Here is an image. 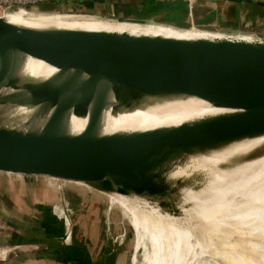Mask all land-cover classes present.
<instances>
[{
  "label": "water",
  "instance_id": "water-1",
  "mask_svg": "<svg viewBox=\"0 0 264 264\" xmlns=\"http://www.w3.org/2000/svg\"><path fill=\"white\" fill-rule=\"evenodd\" d=\"M216 32L224 36L31 27L0 16V173L57 186L87 184L174 208L186 182L171 185L166 174L185 155L264 135V37ZM29 57L55 70L26 77ZM178 96H196L218 113L102 132L105 109L117 114L143 106L145 98ZM17 106L30 109L25 118L11 115ZM72 116L86 120L78 132Z\"/></svg>",
  "mask_w": 264,
  "mask_h": 264
},
{
  "label": "bare ground",
  "instance_id": "bare-ground-1",
  "mask_svg": "<svg viewBox=\"0 0 264 264\" xmlns=\"http://www.w3.org/2000/svg\"><path fill=\"white\" fill-rule=\"evenodd\" d=\"M0 16L12 23L31 27L125 31L133 34H148L150 31H145L148 29L153 34L173 32L181 37L224 36L209 29H181L164 24L100 20L55 13L31 15L14 11ZM54 70V67L45 62L30 57L23 64V73L29 78H44ZM29 112L30 109L22 106L10 111L13 117L20 119L25 118ZM216 113L217 109L196 96L151 97L143 100V106L131 111L125 110L116 114L109 108L105 109L101 126L102 132L106 134L140 131L178 125ZM85 121V118L72 116V131H80ZM263 152L264 135H261L190 153L179 160L166 174V181L171 185L180 179L186 182L179 190L180 195L174 208H166L174 222L169 223L168 213L163 207L156 211L165 226L143 264L157 263L168 246L167 226L170 224L173 227L174 223L175 231L181 239V244L178 245L190 249L188 264H202L206 259H213L219 264H264V254L255 249L251 239V233L255 232L259 233V238L264 242V224L255 226L246 213L251 206L264 207ZM239 178L245 184L240 183ZM110 198L130 214V224L137 234L135 250H145L147 240L154 233L151 226L155 203L136 196L114 193ZM237 200L239 201L236 202ZM141 217L147 221L146 237L141 228ZM191 234L194 236L193 243ZM210 236L212 240L209 239ZM176 254L175 250L173 264H182ZM135 257L133 254L132 260Z\"/></svg>",
  "mask_w": 264,
  "mask_h": 264
},
{
  "label": "crops",
  "instance_id": "crops-1",
  "mask_svg": "<svg viewBox=\"0 0 264 264\" xmlns=\"http://www.w3.org/2000/svg\"><path fill=\"white\" fill-rule=\"evenodd\" d=\"M166 2L169 4L152 16L138 17L130 0H114L101 15L194 28L197 23H207L202 20L205 17L224 24L229 20L228 13L217 11V0H196L191 10L185 0ZM178 2L186 4L189 18L171 12ZM122 9L128 15L121 16ZM259 33L258 36L264 37V32ZM15 189L20 191L19 198ZM67 194V189L50 187L44 182L16 179L2 184L0 179V264H120L119 251L110 241L112 238L102 233V224L84 222L82 229L76 230L74 210L68 222L63 220L58 209L64 208L62 203Z\"/></svg>",
  "mask_w": 264,
  "mask_h": 264
},
{
  "label": "rangeland",
  "instance_id": "rangeland-1",
  "mask_svg": "<svg viewBox=\"0 0 264 264\" xmlns=\"http://www.w3.org/2000/svg\"><path fill=\"white\" fill-rule=\"evenodd\" d=\"M121 1V0H120ZM132 2V9L134 13H137L138 17L143 16H152L157 13L159 10L164 9L169 2L168 0H130ZM186 1V0H185ZM217 11L224 13L229 17L224 24L218 23V21L214 18L210 20L206 17L202 20L208 21L204 24H195L196 28L201 29H210L215 31H220L227 34L233 35H242V34H253L259 35L260 31L264 32V5H262L258 0H217ZM114 0H81L78 1L74 7L65 8L64 10H75V11H88L92 12L91 16H87L88 18H101V13L107 12V7L109 5H113ZM195 3V1H194ZM124 6V7H123ZM122 7L125 8V5ZM178 6V7H177ZM188 7V6H187ZM185 5L178 2L171 9V12L180 14L183 16L190 17V13L188 12ZM214 9V8H213ZM38 11L41 12H54L58 11L59 7L54 3H46L43 5H39L37 7ZM213 11V10H212ZM115 13V10H112ZM123 14L121 16L128 15L124 9L120 11ZM164 14H166L164 12ZM215 14V13H214ZM237 15V19H234L231 15ZM83 18V17H81ZM202 18V17H201ZM85 19V18H84ZM148 21V20H147ZM195 21V18H194ZM148 22H156V21H148ZM196 22V21H195ZM149 25V24H146ZM152 25V24H150ZM125 26V24H124ZM117 27V26H116ZM263 27V28H262ZM134 29V28H133ZM145 28H143L144 30ZM139 30V29H136ZM141 30V28H140ZM148 34H153L151 30ZM154 34H160L165 36H176L181 37L178 34L173 32H164L158 33L154 32ZM1 183L4 184L7 180L22 179L17 178L8 174L0 173ZM28 180V179H22ZM240 183L245 184L240 178ZM31 182H39L36 180H31ZM50 187H58L61 190L67 189L69 194L68 198H64L62 205L64 208L58 209L59 213L62 215L63 220L68 222L70 220V215L74 210L75 215V223L76 230L82 229V224L86 222L88 223L99 222L103 225L102 233L108 237H111L110 241H113L116 248L119 251V263L120 264H143V260L148 256L149 252L156 245L157 238L160 234L162 228H164V223L161 221L157 215V210H160L158 204L155 203L153 224L151 226V230L154 232L151 234L149 239L147 240L145 250L143 248H137L135 250L137 234L135 230L132 228L130 224V214L119 204L111 201L110 195L103 193L101 191H97L93 189L92 186L82 183H65L64 185L57 186L50 183H46ZM70 190V191H69ZM15 196L19 198L21 196L20 191L15 189ZM70 195V196H69ZM237 200L236 202H238ZM165 212L167 209L164 208ZM71 213V214H70ZM141 213V212H140ZM247 216L250 217L251 221L255 224V226L264 224V207L251 206L246 211ZM73 216V214H72ZM169 223L174 222V218L168 213ZM72 219V218H71ZM140 222L142 223V231L146 237L147 232V221L146 218H140ZM85 224V223H84ZM175 224V223H174ZM173 224V227L167 226V242L168 246L166 250L163 252L161 257L158 259L156 264H173L175 261V250L177 252V258L179 257L182 264H188V254L190 249L187 247H180L179 244L181 240L177 235L175 228L176 225ZM98 226V225H97ZM74 229V230H75ZM74 231V233L76 232ZM97 230L99 228L97 227ZM79 231L77 232V234ZM251 239L253 241V245L255 249L260 253L264 254V242L259 238V233H251ZM114 238V239H113ZM211 236H210V238ZM237 240V239H236ZM191 241L194 242V236L191 234ZM192 250V249H191ZM135 254L136 257L132 260V255ZM173 257V258H172ZM133 261V262H132ZM191 263V262H190ZM202 264H219L217 261L213 259L203 260Z\"/></svg>",
  "mask_w": 264,
  "mask_h": 264
},
{
  "label": "built area",
  "instance_id": "built-area-1",
  "mask_svg": "<svg viewBox=\"0 0 264 264\" xmlns=\"http://www.w3.org/2000/svg\"><path fill=\"white\" fill-rule=\"evenodd\" d=\"M81 0H0V14L7 12L20 11L24 14H59V15H75V16H91L92 12L88 11H75L64 10L65 8L74 7V5ZM196 0H186L188 9L191 10ZM264 2V0H258ZM46 3H54L59 7L58 11L54 12H41L37 10L39 5ZM102 16L101 18H104Z\"/></svg>",
  "mask_w": 264,
  "mask_h": 264
}]
</instances>
